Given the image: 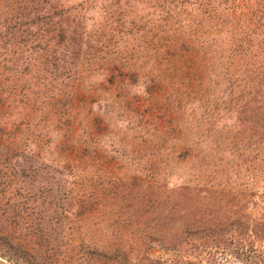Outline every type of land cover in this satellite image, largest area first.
Instances as JSON below:
<instances>
[{
	"label": "rangeland",
	"instance_id": "1",
	"mask_svg": "<svg viewBox=\"0 0 264 264\" xmlns=\"http://www.w3.org/2000/svg\"><path fill=\"white\" fill-rule=\"evenodd\" d=\"M169 1L167 17L155 0H122L113 22L105 0H58L60 25L85 27L70 73L0 40V264H116L114 251L122 264H264V155H242L238 117L250 107L220 74L228 52L200 47L225 49L221 27L244 17ZM234 2L220 10L252 8Z\"/></svg>",
	"mask_w": 264,
	"mask_h": 264
},
{
	"label": "trees",
	"instance_id": "2",
	"mask_svg": "<svg viewBox=\"0 0 264 264\" xmlns=\"http://www.w3.org/2000/svg\"><path fill=\"white\" fill-rule=\"evenodd\" d=\"M121 1L105 0L106 3L109 2V10H111L106 11V20L111 18L113 22L120 21L121 14L124 12H122L120 5L122 4ZM184 1L186 3H179L180 7H197L200 13L203 12L209 18L219 16L218 18L223 17L226 20L235 21L236 19L241 20L242 16L244 17V25L238 29L230 24L231 22L226 23L230 26H226L224 29L221 27L223 30L221 33L231 35L230 38L232 39L230 44L224 45L225 49H221V46H213L212 42L201 43L200 47L204 49V52H211L220 57L228 52L227 61L222 62L224 65L221 67L223 71L220 74H225L223 77L230 81L229 86L233 88L234 105L237 107H250L251 111L247 122L241 119L240 115L243 112L238 109L239 123L247 125L244 131L246 133L245 140L242 143L246 142L248 148L245 153L242 152V155L251 156L256 153L257 156L264 155V0H246L252 4V8L249 9L248 14L244 15L220 10V7L225 3L234 4L236 0ZM57 2L58 0H9V4L6 5L0 0V22L3 21V24H6L8 18L12 22L10 25H3V29L0 26V40H7L12 37L14 41L11 42V45L15 43L12 47L15 50L23 48L28 53L26 56L31 60L33 53L45 51L47 58L42 63L43 71L53 70L52 74H54L59 70L64 74L66 70L69 73L71 71L72 62L68 60V53L72 50V44L79 38L75 37V34L80 35L77 29L81 28L84 31L85 27H75L74 23L62 27L59 17H62L61 14L64 10L56 7ZM155 2L158 4V7L154 10L155 12L160 11L165 13L167 17L170 16L172 3L169 0H155ZM208 6L215 9L208 8ZM42 12H46V16H42ZM168 24L170 23L167 22V24L157 25L156 27L157 32L162 37H167L170 33L171 29ZM145 37L146 34L143 32L141 38ZM178 43L175 40L171 45L173 46L171 50L174 51L175 45ZM0 44L10 46V43L7 44V42ZM166 44V47L169 48L168 42ZM4 53L0 54V57H3ZM4 61H7L6 57ZM2 62L0 60V88L9 81L4 71L1 70L3 67ZM113 62L114 59L111 64ZM235 62L237 64L241 63L242 69L238 68L237 65L235 66ZM221 84L225 88L222 91L226 92L228 85L226 83ZM121 253L120 251H114L109 256L105 253V258L116 264H122L120 263ZM128 261L126 260L125 264H128Z\"/></svg>",
	"mask_w": 264,
	"mask_h": 264
}]
</instances>
